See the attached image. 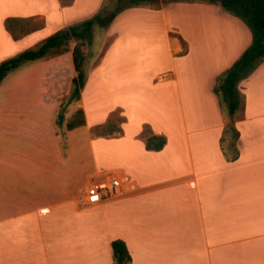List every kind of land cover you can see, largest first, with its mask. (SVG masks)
<instances>
[{"label":"crops","instance_id":"1","mask_svg":"<svg viewBox=\"0 0 264 264\" xmlns=\"http://www.w3.org/2000/svg\"><path fill=\"white\" fill-rule=\"evenodd\" d=\"M103 1L0 0V62L92 17ZM197 1L172 3L185 10V51L169 7L146 11L156 28H103L75 104L85 123L71 130L56 124L76 75L71 50L0 83V264H113L118 238L130 264H264V59L237 84L230 159L220 145L228 115L214 89L252 33L218 3ZM133 106L144 107L145 121L127 119ZM117 108L121 132L96 134ZM144 124L166 137L162 149L145 148ZM110 175L126 177L121 194L87 204L86 185Z\"/></svg>","mask_w":264,"mask_h":264},{"label":"trees","instance_id":"2","mask_svg":"<svg viewBox=\"0 0 264 264\" xmlns=\"http://www.w3.org/2000/svg\"><path fill=\"white\" fill-rule=\"evenodd\" d=\"M179 1H197V0H115V6L112 11L106 12L103 3L100 10L91 18L81 23L69 26L66 30H59L47 38L40 44L27 48L18 54L9 57L0 62V83L13 70L22 65L41 60L50 56L64 53L68 50V39L65 32H68L72 38L78 40L89 39L93 25L101 28L108 27L114 18L122 11L133 7H151L160 8L165 2ZM220 4L225 10L240 18L250 29L252 33L251 44L243 51V53L232 63V65L220 76H218L215 86V93L219 101L227 104L228 122L224 126L222 136L220 137L221 149L226 157L234 159L238 157L237 139L239 133L234 125L235 114L242 105V98L237 88L238 82L247 77L250 72L264 59V0H203ZM13 19L5 20L6 28L12 33L14 38L19 34L15 32L12 24ZM182 42L184 41L178 36ZM185 51V49H184ZM74 68L76 75L72 78L69 93L63 97L60 107L65 105L78 103L80 101L81 90L86 81V58L87 55L82 51L81 45L75 43L71 49ZM59 119V116H57ZM85 123L84 112L81 107H77L71 116L66 120L65 127L71 130ZM106 126L112 127L113 123L108 121L104 125L95 127L96 134H103L102 129ZM111 131L121 132L120 128H110ZM231 133V134H230ZM230 134V136H229ZM140 136L144 139L145 148L148 150H160L166 144L164 135L149 134L147 124L143 125ZM113 264H130L131 254L122 239H113L111 241Z\"/></svg>","mask_w":264,"mask_h":264},{"label":"rangeland","instance_id":"3","mask_svg":"<svg viewBox=\"0 0 264 264\" xmlns=\"http://www.w3.org/2000/svg\"><path fill=\"white\" fill-rule=\"evenodd\" d=\"M179 2H186V3H196L198 1H191V2H187V1H179ZM173 2H165L162 3L160 5V8L166 7V9L169 7L170 11H174L176 12V17L170 18L168 19L169 21V25L172 28L171 29V33L172 35L175 36H180L182 39V36L178 33V29H181V32H184L186 34V18H184V16L182 18H180V15H182V9L184 10V7L182 6H175L174 4H172ZM170 5V6H169ZM220 8L224 9L220 4H217ZM115 6V0H104L103 1V7L105 9L106 12L112 11L114 9ZM175 7H178L177 9ZM158 8V9H160ZM182 8V9H181ZM100 10V9H99ZM98 10V11H99ZM150 10H156L154 8L151 7H133L130 9H126L124 11H122L121 13H119L117 16L118 18L116 19V17L114 18V20L112 21V25L115 28L110 30V33H114L117 32L118 30L120 31V29H126L125 31H128V29H134V28H142V27H149V28H156L157 27V19L155 17L150 16L148 13H146V11H150ZM168 10V9H167ZM97 11V12H98ZM185 11V10H184ZM95 15V14H94ZM179 16V17H178ZM91 18V17H89ZM86 18V19H89ZM169 18V17H168ZM83 19L81 21H77L76 24L81 23L82 21L86 20ZM176 19V20H175ZM40 22V20H36L33 21L31 24V28L33 26H36L38 23ZM152 31H157V30H152ZM108 31H106L105 29L101 28L98 25H93L92 27V32L91 35L89 37V39H85V40H78L75 38H72V36L69 38L68 37V32H65V36L66 38L69 40L68 41V48L71 50L72 47L75 45V43H78L81 45V49L82 51L91 58V60L93 61L94 58V52L96 51V47H98L103 39V36L107 33ZM113 40L112 37H110L107 42H106V46ZM186 48V45L184 46L183 49ZM148 54V53H146ZM182 66V70L186 72V59L182 62H179ZM177 65V64H176ZM224 73V72H223ZM221 73V74H223ZM220 74V75H221ZM219 75V76H220ZM218 78V77H217ZM115 102V101H114ZM129 102V101H128ZM75 104L76 103H72V104H68L65 105L62 108H59L58 113L56 115V124L58 125L59 129L62 130L63 132L65 131V121L67 120V118L73 113V111L75 110ZM112 105V103H111ZM222 111L225 110V112L228 115L227 112V104H223L222 106ZM143 106H133V107H129V110L125 112V115L127 117V119L129 121H131L132 123H136L140 120H143L146 118V116H148L145 111L143 110ZM224 108V109H223ZM153 112V111H152ZM59 114H63L62 119H58V115ZM108 120L111 121L113 123L112 127L106 126L105 128L102 129L103 134H106L107 132H113V131H109L110 128H120L121 127V123L123 120V116H122V110L120 108H117L116 110H114L113 112L110 113ZM145 121V120H143ZM93 130V129H92ZM231 134V133H230ZM229 134V136H230ZM79 148H81L85 154V152L87 151V146L84 144H80ZM100 178H104V177H100ZM100 178H95L93 179V181H91L89 184L86 185V188L88 185H90L92 182H97L100 180ZM85 194V192H84Z\"/></svg>","mask_w":264,"mask_h":264},{"label":"built area","instance_id":"4","mask_svg":"<svg viewBox=\"0 0 264 264\" xmlns=\"http://www.w3.org/2000/svg\"><path fill=\"white\" fill-rule=\"evenodd\" d=\"M126 177L110 175L104 180L92 182L85 190V202L89 205L101 203L121 194Z\"/></svg>","mask_w":264,"mask_h":264},{"label":"water","instance_id":"5","mask_svg":"<svg viewBox=\"0 0 264 264\" xmlns=\"http://www.w3.org/2000/svg\"><path fill=\"white\" fill-rule=\"evenodd\" d=\"M68 37H69V38L71 37V35H70L69 33H68ZM58 116H59V119H62L63 114H59Z\"/></svg>","mask_w":264,"mask_h":264}]
</instances>
